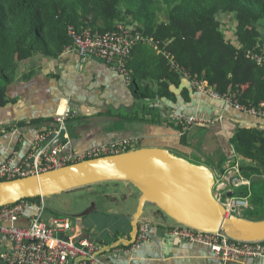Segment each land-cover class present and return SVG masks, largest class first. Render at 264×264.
I'll list each match as a JSON object with an SVG mask.
<instances>
[{"label": "crops", "instance_id": "1", "mask_svg": "<svg viewBox=\"0 0 264 264\" xmlns=\"http://www.w3.org/2000/svg\"><path fill=\"white\" fill-rule=\"evenodd\" d=\"M260 30V39L264 43V26ZM151 48L149 45L134 48L127 65L130 78L134 74L133 65L137 62L143 63L141 69H146L149 77L156 75L149 66L157 53ZM29 69L35 73L29 80L23 81L22 74ZM141 69L135 73L137 77H140ZM151 78H148L151 80L150 87L155 89L157 86L154 78ZM169 85L173 100L159 98L147 103L132 92L122 75L104 62L94 58L80 60L73 50H64L57 58L35 55L19 65L15 78L6 89V95L12 102L0 107V159L12 151L23 155L37 135L54 126L53 116L56 113L62 114L64 108H68L71 115L65 128L73 151L82 152L92 146L134 139L136 149H165L194 164L207 166L214 174L227 172L234 163L250 162L236 155L229 141L238 125L255 127L264 132L263 118L236 110L220 100L210 98L206 93L194 91L183 77H180L177 87L171 83ZM134 100L142 103L144 108L153 105L152 110L146 114L144 109L134 106ZM177 113L197 115L209 120L222 117V120L206 127H190L180 137V130L173 123ZM132 115L137 118L128 117ZM100 116L116 117L122 119V122H109L88 132L80 130L85 120ZM32 119L41 122L27 124ZM19 122L23 125L17 126ZM7 127L10 129L6 130ZM262 178L264 180V176ZM114 183L120 182L96 185L109 186ZM122 184L127 190L125 195L114 192L110 196L114 202L105 210L97 209L95 203L90 202L76 211L81 227L72 225V231L64 237L75 241L87 239L101 246L110 245L120 237L128 238L139 193L130 184ZM93 186L62 194L84 190L91 192ZM244 190L247 189L242 188L240 192ZM35 204L39 205L38 202ZM113 204H121L122 207L115 208ZM43 206L42 218L47 222L52 216L45 214V198ZM34 210H27L19 224H26ZM58 216L68 218L66 215ZM140 221L150 225L148 241L130 255L120 248L102 253L99 262L95 264H221L207 247L180 240L173 232L177 224L155 207L146 205ZM116 234H119L118 238ZM230 264H264V260L244 259Z\"/></svg>", "mask_w": 264, "mask_h": 264}, {"label": "trees", "instance_id": "2", "mask_svg": "<svg viewBox=\"0 0 264 264\" xmlns=\"http://www.w3.org/2000/svg\"><path fill=\"white\" fill-rule=\"evenodd\" d=\"M163 12L167 19L159 22ZM222 15L234 16L232 40L221 29ZM118 24L135 26L143 37L156 43V49L170 54L189 78L205 81L219 94L235 92L237 102L246 107L264 106V66L247 58L248 52L264 49L258 30L264 26V0H0V107L12 102L6 89L20 64L35 55L57 58L71 45L68 27L88 26L106 33ZM154 58L149 62L156 72L154 79L141 69L143 63L137 62L129 87L146 102L173 100L169 84L177 87L182 76L168 67L161 54L155 53ZM139 69L141 75L137 77ZM34 73L33 69L26 70L22 80H29ZM148 78L155 81V89ZM40 122L32 119L27 124ZM229 142L236 155L250 161L239 164L242 176L250 180L249 195L248 190L237 194L248 195L250 211L254 205L263 207L264 132L238 125Z\"/></svg>", "mask_w": 264, "mask_h": 264}, {"label": "built area", "instance_id": "3", "mask_svg": "<svg viewBox=\"0 0 264 264\" xmlns=\"http://www.w3.org/2000/svg\"><path fill=\"white\" fill-rule=\"evenodd\" d=\"M67 35L71 45L64 50H73L80 60H102L110 69L122 75L128 85L131 78L127 63L132 51L138 44L152 46L166 58L171 70L180 73L189 81L194 91L206 93L210 98L220 100L236 110L264 119L263 105L246 107L237 102L235 92L219 94L205 81L189 78L170 54L156 49V43L148 37H143L133 25L118 24L113 31L106 33L93 31L88 26L79 29L70 26ZM247 58L259 67L264 66V49L259 53L248 52ZM70 115L68 108L63 114L56 113L53 116L54 126L37 135L23 155L12 151L0 159V182L39 175L85 160L121 154L136 148L134 139H122L110 144L92 146L82 152L73 151L70 149L65 128ZM221 120L222 117L209 120L184 113H177L173 117L174 125L182 132L193 126L206 127ZM214 177L213 196L223 207L225 216L243 217L242 214L251 209L248 202L250 180L242 176L239 164L234 163L227 172L214 174ZM242 188L248 190L247 196L237 194ZM227 193L232 195L227 197ZM36 202L39 205H36ZM43 207V198H39L21 200L0 208V264H70L78 257L87 258L83 264L98 263L99 256H95L99 249L98 243L87 239L75 241L65 238L64 236L72 231L71 221L68 218L53 217L45 222L42 218ZM31 208H35L33 215L26 224L20 225L19 221ZM173 232L183 242L207 247L221 264L236 263L244 259L264 260V241H237L222 232L204 233L180 224L173 227ZM149 233L150 225L139 221L136 240L129 249H124V252L133 254L134 250L148 241Z\"/></svg>", "mask_w": 264, "mask_h": 264}, {"label": "water", "instance_id": "4", "mask_svg": "<svg viewBox=\"0 0 264 264\" xmlns=\"http://www.w3.org/2000/svg\"><path fill=\"white\" fill-rule=\"evenodd\" d=\"M97 59L101 62L102 60ZM137 109L144 105L134 100ZM133 106V107H134ZM131 108V110L133 109ZM116 117H93L80 130L88 132ZM124 182L139 193L137 207L130 221L128 238H118L110 245H99L95 256L112 249L131 246L137 237L138 223L146 205L155 207L176 224L204 233L222 232L237 241H264V219L249 220L225 216L223 207L213 196L214 172L205 165L160 148H137L127 152L85 160L76 164L11 181L0 182V208L21 200L47 198L88 186ZM227 193L226 196H231ZM87 258L78 257L73 264Z\"/></svg>", "mask_w": 264, "mask_h": 264}, {"label": "rangeland", "instance_id": "5", "mask_svg": "<svg viewBox=\"0 0 264 264\" xmlns=\"http://www.w3.org/2000/svg\"><path fill=\"white\" fill-rule=\"evenodd\" d=\"M166 13H161L158 16L159 22L161 21H166ZM220 23H221V29L228 39H234V33H235V20L234 16L231 15H222L219 17ZM260 34H262V31L260 28H258ZM262 36V35H261ZM155 50V49H154ZM158 53L157 50H155ZM184 78V77H183ZM153 105L147 106L146 108V114L149 113V110H152ZM145 109V108H144ZM175 127H177L175 125ZM179 128V127H177ZM180 132L179 135L180 137H183L185 134H182L183 132L179 128ZM137 147V146H136ZM136 149V148H135ZM126 188L120 183H114V185H94L92 187V191L88 192L87 190L84 191H79L77 193H70V194H61L58 195L57 197H47L45 198V214H48L50 217H60L61 216H67L69 220L71 221V225H75L78 227H81V224L79 223L78 220L80 218L76 217V211H78L80 208H82L85 204H89L90 202H94L96 205L97 209H106L110 207L111 203L114 202L110 196L114 194V192H120L126 193ZM109 196V197H107ZM118 198L120 199V195H118ZM62 200L66 202H61ZM121 200V199H120ZM115 208H121V204H113ZM264 210V205L263 207L261 205H254L253 211L251 210H246L242 216L246 217L249 220H260L263 219L264 214L262 215V211ZM68 211V212H66ZM51 217V218H52ZM245 218V219H246Z\"/></svg>", "mask_w": 264, "mask_h": 264}, {"label": "bare ground", "instance_id": "6", "mask_svg": "<svg viewBox=\"0 0 264 264\" xmlns=\"http://www.w3.org/2000/svg\"><path fill=\"white\" fill-rule=\"evenodd\" d=\"M64 111H65V108H64V110H63L62 114L64 113Z\"/></svg>", "mask_w": 264, "mask_h": 264}]
</instances>
